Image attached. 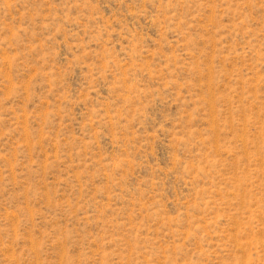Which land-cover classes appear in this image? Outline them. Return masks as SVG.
I'll list each match as a JSON object with an SVG mask.
<instances>
[{"label":"rangeland","instance_id":"1","mask_svg":"<svg viewBox=\"0 0 264 264\" xmlns=\"http://www.w3.org/2000/svg\"><path fill=\"white\" fill-rule=\"evenodd\" d=\"M0 264H264V0H0Z\"/></svg>","mask_w":264,"mask_h":264}]
</instances>
